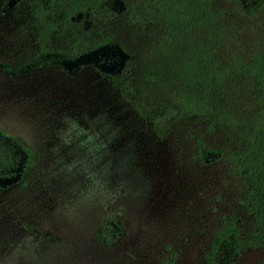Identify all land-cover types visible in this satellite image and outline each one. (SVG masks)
Returning a JSON list of instances; mask_svg holds the SVG:
<instances>
[{
	"label": "rangeland",
	"instance_id": "1",
	"mask_svg": "<svg viewBox=\"0 0 264 264\" xmlns=\"http://www.w3.org/2000/svg\"><path fill=\"white\" fill-rule=\"evenodd\" d=\"M218 6L226 12L218 57L230 67L222 97L233 102L235 66L264 53V13ZM31 19L29 0H0V129L33 152L22 178L0 176V264H209L223 219L248 218L229 163L196 157L195 119L157 135L111 84L105 72L115 65L95 67L87 55L7 73L5 64L22 66L35 48ZM108 30L140 46L138 31L119 22ZM67 41L66 31L54 37L62 50ZM210 136L233 145L227 134ZM110 217L119 235L105 244L96 231ZM230 264H264V248L245 247Z\"/></svg>",
	"mask_w": 264,
	"mask_h": 264
},
{
	"label": "trees",
	"instance_id": "2",
	"mask_svg": "<svg viewBox=\"0 0 264 264\" xmlns=\"http://www.w3.org/2000/svg\"><path fill=\"white\" fill-rule=\"evenodd\" d=\"M29 1L35 48L22 66L5 64L4 70L19 73L90 55L95 67L115 65L105 74L157 135L166 134L178 120L195 119L202 128L191 135L196 157L207 164L229 163L248 215L223 219L208 263L230 264L245 247L264 248V53L254 54L242 68L235 66V89L228 85L230 95L238 96L225 102L222 92L230 67L218 57L221 16L226 15L219 0ZM225 1L247 17L264 13V0ZM112 22L138 31L140 46L110 33ZM63 31L68 33L64 50L54 45V37ZM137 65L142 69L136 75ZM213 132L232 136L233 145L209 142ZM32 156L18 137L0 129V176L10 182V177L22 178ZM118 235L114 217L96 231L105 244Z\"/></svg>",
	"mask_w": 264,
	"mask_h": 264
},
{
	"label": "flooded vegetation",
	"instance_id": "3",
	"mask_svg": "<svg viewBox=\"0 0 264 264\" xmlns=\"http://www.w3.org/2000/svg\"><path fill=\"white\" fill-rule=\"evenodd\" d=\"M26 145V144H25Z\"/></svg>",
	"mask_w": 264,
	"mask_h": 264
}]
</instances>
